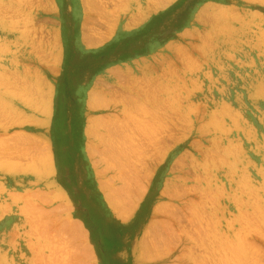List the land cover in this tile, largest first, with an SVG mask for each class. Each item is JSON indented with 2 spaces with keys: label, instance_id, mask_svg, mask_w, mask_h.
Returning <instances> with one entry per match:
<instances>
[{
  "label": "rangeland",
  "instance_id": "obj_1",
  "mask_svg": "<svg viewBox=\"0 0 264 264\" xmlns=\"http://www.w3.org/2000/svg\"><path fill=\"white\" fill-rule=\"evenodd\" d=\"M0 264H264V0H0Z\"/></svg>",
  "mask_w": 264,
  "mask_h": 264
},
{
  "label": "bare ground",
  "instance_id": "obj_2",
  "mask_svg": "<svg viewBox=\"0 0 264 264\" xmlns=\"http://www.w3.org/2000/svg\"><path fill=\"white\" fill-rule=\"evenodd\" d=\"M157 88V87H156ZM142 93V92H141ZM135 96V95H134ZM143 96V95H142ZM112 97V96H111ZM131 98H133V97H131ZM145 98V97H144ZM137 100V99H136ZM134 105V104H133ZM144 108V107H143ZM142 109V108H141ZM149 118V117H148ZM146 119V118H145ZM138 122V121H137ZM102 124V123H101ZM136 130V129H135ZM146 133V132H145ZM118 135V134H117ZM107 156H108V154H107ZM107 158V157H106ZM123 160V159H122ZM108 161V160H107ZM112 162V161H111ZM136 182H137V180H136ZM138 184V183H137ZM120 194V193H119ZM259 222V221H258ZM256 223V222H255ZM261 225V224H260ZM256 242V241H255ZM243 243V242H242ZM255 244V243H254ZM242 245V244H241ZM250 245V244H249ZM257 245H259V244H257ZM255 248H256V246H255ZM231 249V248H230ZM253 249V248H252ZM229 250V249H228ZM232 250H234V249H232ZM238 250V249H237ZM238 253H240V252H238ZM237 253V254H238ZM241 254V253H240ZM258 255V254H257ZM240 257V256H239ZM250 257V256H249ZM220 258V257H219Z\"/></svg>",
  "mask_w": 264,
  "mask_h": 264
}]
</instances>
